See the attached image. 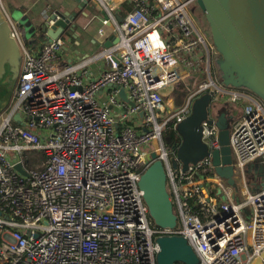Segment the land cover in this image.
I'll use <instances>...</instances> for the list:
<instances>
[{"label": "built area", "instance_id": "built-area-1", "mask_svg": "<svg viewBox=\"0 0 264 264\" xmlns=\"http://www.w3.org/2000/svg\"><path fill=\"white\" fill-rule=\"evenodd\" d=\"M169 1L163 7L158 0H131L135 10L122 22L107 10L103 24L119 42L59 72L51 65L65 40L46 42L34 54L24 28L9 17L23 60L0 114V264H157L162 236L184 237L197 264H251L264 252V187L259 179L252 189L246 175L249 165L264 163V102L247 91L214 87L211 48L189 14L194 0ZM203 49L206 59L199 56ZM99 59L108 69L84 81L85 67ZM204 60L209 79L167 115L162 92ZM111 84L122 86L135 106ZM213 89L215 100L225 92L233 104L247 102L230 128L238 201L211 156L184 171L181 163L173 167L177 146L164 143L165 131L176 130L194 100ZM203 127L210 152L220 149L216 122ZM154 151L167 173L175 228L154 224L140 188ZM207 169L210 177L203 176ZM212 181L224 202L209 190Z\"/></svg>", "mask_w": 264, "mask_h": 264}, {"label": "water", "instance_id": "water-1", "mask_svg": "<svg viewBox=\"0 0 264 264\" xmlns=\"http://www.w3.org/2000/svg\"><path fill=\"white\" fill-rule=\"evenodd\" d=\"M76 2L81 5L80 10H82L90 1L76 0ZM194 2L209 25L212 46L217 56L214 63L218 67L220 79L218 84L210 75L214 87L246 90L264 102V0H194ZM15 11L12 12L18 17L25 15L19 10ZM10 15L0 2V114L12 100L23 60L20 45L13 36ZM25 17L30 19L28 15ZM77 17V12L57 10L53 13L41 14L40 19L33 22L36 31L35 43L40 40H45V43L50 42L63 37L68 30L74 31ZM117 18L120 22L124 20V17L119 15ZM118 42L119 38L114 35L113 40L108 41L105 46L110 48ZM204 42L209 46L206 40ZM110 87L118 90L125 102L132 107L135 106L122 86L111 84ZM215 96L213 89L197 97L193 102L191 113L178 124L176 131L181 142L177 145V160L174 161L173 167L177 168L181 163L185 171L190 164H197L211 156L216 173L230 186L236 188L234 161L230 148L232 123L224 114L217 121L213 120L211 108ZM204 122H216L220 128L221 148L213 150L212 153L203 141ZM167 140L170 141L168 138ZM170 146H174L173 143ZM146 163L149 166L142 175L140 188L144 192L150 217L157 227L175 228L178 217L167 189L164 164L156 151L147 155ZM15 169L26 174L20 164L16 165ZM253 171L263 176L257 174L256 176L260 177L257 180L261 178L264 180L263 162L249 165L246 173L252 174ZM156 241L160 246L157 264L199 262L195 251L182 236H162ZM251 264H264V252Z\"/></svg>", "mask_w": 264, "mask_h": 264}, {"label": "crops", "instance_id": "crops-1", "mask_svg": "<svg viewBox=\"0 0 264 264\" xmlns=\"http://www.w3.org/2000/svg\"><path fill=\"white\" fill-rule=\"evenodd\" d=\"M0 1L8 14H11L12 11L19 10L20 12L25 14L24 16L28 15L32 23L34 21L39 20L41 14L44 15V14L53 13V11L56 10L60 12L68 11V12L78 13V17L74 22L76 24L75 30L70 31L69 33L65 34L62 37L65 40V46L59 51L58 58L51 65L53 71L59 72L62 69H64L66 66H71V65L75 66L78 63H81L83 60L92 57L96 52L106 49L107 48L105 46L106 43L108 41L113 40V36H114V31H113L114 29L110 25L104 26L103 24L104 20L109 18L107 10L112 12L115 16L119 15L125 17L129 14V12L124 6L126 5V3H128L131 0H104L105 6L100 4V2H98L97 0H84L90 2H88L86 4V7L82 10H80L81 5H79L76 2V0H0ZM162 1L165 2L167 5L170 2L169 0H158V3H160L163 7L165 6ZM189 14L194 20L190 11ZM196 28L208 42L209 47L211 48L209 50L211 59L212 61L215 60L217 58L216 52L212 44L208 40L207 32L205 33L203 28L201 30L197 24H196ZM100 29H103L104 31L103 34H100ZM44 41L45 40H40L37 43L34 42L32 47L30 48L31 52H33L34 54H38L41 51L43 45L45 44ZM199 56L206 59L207 57L206 50L203 49V52H199ZM108 67H109V62L104 59H99L89 63L84 69L85 70L84 81L91 82L94 79L99 78V76L105 70H107ZM211 69H213L212 66ZM214 71H215L214 74L217 75L216 74L217 70L215 69V67H214ZM198 72L200 73L201 69H198L194 73L193 71L188 72L186 70L182 72L183 76L181 81H185L188 83L189 92L194 90L196 87L195 84H193V82L200 81L199 80L200 75L197 74ZM190 86L192 87L191 89ZM169 88L166 89L168 90ZM165 90L163 92H165ZM101 97H103V95ZM179 99L180 97H178L177 100ZM229 103L230 102L226 100L225 102L220 100L214 101V105H212L211 108V116L214 121H217L218 118L223 114L226 115V117H228L231 120V123H234L235 121L240 119L242 115L243 107L247 104V102L241 101L237 103L235 105L236 107H238L237 109L231 105V107L234 108V111H232V108H229L230 107ZM238 105H240L242 108L239 107ZM235 109L237 111H235ZM230 110L231 113H229ZM257 174L258 173L256 172L252 174H248V177H250V179L252 180V183L249 184L250 187H252V189L258 188L259 186H262V184L264 183V180H262L261 178L259 182L260 185L259 186L257 185L258 183L257 179L262 176L259 174L258 175L260 177L256 176ZM212 183L215 184V182L213 181ZM210 189L212 194L216 192L215 197L218 203H222L225 201V196H223L222 192L219 189H217L216 184L215 186L210 185ZM234 190L236 192L235 199L238 201L241 199L240 197L241 189L239 192H237L236 189Z\"/></svg>", "mask_w": 264, "mask_h": 264}, {"label": "rangeland", "instance_id": "rangeland-1", "mask_svg": "<svg viewBox=\"0 0 264 264\" xmlns=\"http://www.w3.org/2000/svg\"><path fill=\"white\" fill-rule=\"evenodd\" d=\"M182 1H185V0H182ZM195 5H196L195 2H193L191 4V6H189V10H190V12H191V14H192V16L194 18V21L196 22V24L198 25V27L201 30L203 28L205 33L209 32V25H208V23H207V21L205 19L204 14L202 13V11L197 6L195 7ZM192 9H194V12H192ZM20 16L21 17H18V15L16 13H14V12H11V15H10V17H11V19H12V21L14 23L19 24L20 26H22L25 29V31H26L25 46L27 48H31L32 45L34 44V42L36 41L35 38H34V35L36 33L34 25H33V23L31 22L30 19H28V18H26L25 16H22V15H20ZM208 40L212 44V40H211V37L209 35H208ZM214 61L215 60L212 61V67H213L212 76L216 80H218L217 82L219 84L220 77H218L217 75L214 74L215 73L214 67L217 70L216 74L219 73L218 67L216 66ZM206 66H207V63L204 60L201 63V65H200L201 72L197 73L198 75H200V77H199L200 81L193 82V84H195V86H196L195 87L196 89H197V87H199L200 84L205 83L208 80L209 76H208V74L206 72V68H207ZM188 86L189 85H188L187 82L181 81V83L179 82V83L175 84L174 86H171L168 90L166 89L165 92H162V95L164 97V103H165V105L167 107V109H166V114L167 115H171L177 108L183 106L184 103H186V101H187V99H188V97L190 96V93H191V92H189L186 89ZM191 88L192 87L190 86V89ZM222 88L228 89V88L223 87V86H222ZM184 91H187V93H185ZM243 91H246V90H243ZM223 94H224V96H222L221 94H218L217 97H216V100H220V101H224V102L226 100V101H229L230 103H232V96L230 94L226 95L225 92ZM179 95L181 96V98L179 100H177ZM238 106L241 107L240 105H238ZM235 111H237V110L235 109ZM154 148H155V145H154ZM151 149H153V148L150 147L148 150H151ZM30 157H32V159H33L34 155L30 154ZM246 175L248 176V174H246ZM238 182L241 183V180L238 179ZM241 188H242V186H241ZM234 189H236L237 192H239L240 191L239 185H237L236 188H234Z\"/></svg>", "mask_w": 264, "mask_h": 264}, {"label": "trees", "instance_id": "trees-1", "mask_svg": "<svg viewBox=\"0 0 264 264\" xmlns=\"http://www.w3.org/2000/svg\"><path fill=\"white\" fill-rule=\"evenodd\" d=\"M152 4H155L154 1H152ZM127 11L129 13L133 12L135 9L132 5V3L129 1L128 3H126V5L124 6ZM207 35H209L211 37V31H210V28H209V32H207ZM217 76L220 77V73H217ZM188 90V87L186 88ZM185 93H187V91H184ZM179 97L181 98V96L179 95ZM230 104V107L229 108H232V106H234L236 109L238 107L235 106V104L233 103H229ZM232 111H234V108H232ZM229 113H231V110L229 111ZM170 139V141L167 140ZM181 142V138L179 137V135L177 134V131L172 129V128H169L168 130L165 131V135H164V143H165V146L167 148H170V144L173 143V145H178L179 143ZM31 155H34V154H31ZM203 173V176L205 177H210L212 175V170L211 169H207V170H204L202 171ZM212 186H215L214 183L211 184ZM211 191V189H209ZM216 192L213 193L214 196H216L215 194ZM193 209L196 210V211H199L200 210V206L195 202L193 203ZM202 215V214H201Z\"/></svg>", "mask_w": 264, "mask_h": 264}, {"label": "flooded vegetation", "instance_id": "flooded-vegetation-1", "mask_svg": "<svg viewBox=\"0 0 264 264\" xmlns=\"http://www.w3.org/2000/svg\"><path fill=\"white\" fill-rule=\"evenodd\" d=\"M70 31H71V30H68V31L66 32V34L69 33ZM64 35H65V34H64ZM250 170H251V169H250ZM249 182L252 183V181H249Z\"/></svg>", "mask_w": 264, "mask_h": 264}]
</instances>
